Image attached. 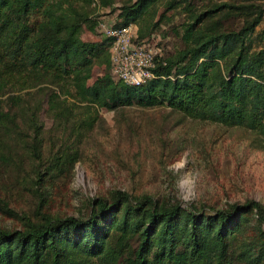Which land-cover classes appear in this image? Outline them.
I'll use <instances>...</instances> for the list:
<instances>
[{
	"label": "trees",
	"instance_id": "trees-1",
	"mask_svg": "<svg viewBox=\"0 0 264 264\" xmlns=\"http://www.w3.org/2000/svg\"><path fill=\"white\" fill-rule=\"evenodd\" d=\"M156 1L123 4L114 26L136 25ZM83 2L90 6L92 0ZM221 7L233 13L245 8ZM204 14L209 11L184 24V47L157 61L153 78L130 86L111 74L112 38L82 39L83 30H94L98 20L73 0H0V96L11 93L7 108L0 101V153L21 140L13 108H21L24 98L14 93L41 83L97 108L165 105L194 119L264 135V47L251 51L250 42L261 16L239 28L226 29L223 18L196 28ZM141 31L134 41L146 43ZM102 61L110 75L89 83L93 66ZM55 97L48 100L50 109L72 120L71 108H58ZM36 109L30 112L34 127ZM34 132L33 141L40 142L38 126ZM93 202L96 208L85 218L45 217L20 229L0 228V264H232L231 242L244 215L255 210L258 225L264 223V208L254 200L205 212L195 206H159L148 195L131 196L118 189L109 199ZM133 237L138 244L130 249Z\"/></svg>",
	"mask_w": 264,
	"mask_h": 264
},
{
	"label": "rangeland",
	"instance_id": "rangeland-1",
	"mask_svg": "<svg viewBox=\"0 0 264 264\" xmlns=\"http://www.w3.org/2000/svg\"><path fill=\"white\" fill-rule=\"evenodd\" d=\"M73 1L98 20L94 30H83L82 39L99 41L106 28L115 27L119 8L135 0H92L90 6ZM223 4L245 8L233 13ZM205 11L209 14L196 28L219 18L226 29L239 28L259 14L251 51L264 47V0H157L136 27H142V38L147 39L143 43L160 61L184 47L182 27ZM109 75L106 61L95 63L89 83ZM14 95L24 98L21 108H13L21 140L0 153V228L20 229L45 217L85 218L96 208L94 199H109L118 189L131 196L148 195L159 206H195L205 212L250 200L264 208L261 133L194 119L165 105L97 108L66 97L49 83ZM9 96H0L4 108L11 104ZM50 97H55L58 108H71L73 119L67 120L71 115L66 113L56 115ZM35 108L40 142L33 141L36 127L30 121ZM263 242L264 223L258 225L252 210L244 215L231 242L232 264H264ZM137 244V238H131L130 249Z\"/></svg>",
	"mask_w": 264,
	"mask_h": 264
},
{
	"label": "built area",
	"instance_id": "built-area-1",
	"mask_svg": "<svg viewBox=\"0 0 264 264\" xmlns=\"http://www.w3.org/2000/svg\"><path fill=\"white\" fill-rule=\"evenodd\" d=\"M112 38L110 47L111 74L130 86H139L154 77L157 54L144 43L135 42L137 27L128 24L105 29Z\"/></svg>",
	"mask_w": 264,
	"mask_h": 264
},
{
	"label": "clouds",
	"instance_id": "clouds-1",
	"mask_svg": "<svg viewBox=\"0 0 264 264\" xmlns=\"http://www.w3.org/2000/svg\"><path fill=\"white\" fill-rule=\"evenodd\" d=\"M182 199L186 200L187 198L186 197H183ZM185 206H187V205L185 204Z\"/></svg>",
	"mask_w": 264,
	"mask_h": 264
}]
</instances>
